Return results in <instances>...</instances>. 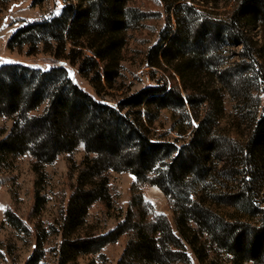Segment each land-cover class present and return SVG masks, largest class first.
<instances>
[{
  "label": "trees",
  "instance_id": "trees-1",
  "mask_svg": "<svg viewBox=\"0 0 264 264\" xmlns=\"http://www.w3.org/2000/svg\"><path fill=\"white\" fill-rule=\"evenodd\" d=\"M64 1L57 15L17 28L7 43L69 44L78 70L91 72L95 94L63 63L0 64V116L12 118L0 137V170L29 155L39 172L82 149L60 219L35 222L24 264H49L41 257L51 234L60 235L55 264H78L121 236L115 264H264V37L255 30H264V0H235L225 17L215 10L220 0H160L165 22L144 61L172 71L173 81L163 77L114 104L98 96L102 77L111 86L120 75L127 30L148 15L130 0ZM226 101L241 115L235 126L221 124ZM162 109L171 125L155 137L150 125ZM171 131L176 135L167 136ZM110 171L134 179L115 225L102 231L88 211L95 203L107 214L116 209ZM144 184L163 192L171 217L143 197ZM45 201L36 189L32 216ZM4 219L30 233L12 210Z\"/></svg>",
  "mask_w": 264,
  "mask_h": 264
},
{
  "label": "rangeland",
  "instance_id": "rangeland-1",
  "mask_svg": "<svg viewBox=\"0 0 264 264\" xmlns=\"http://www.w3.org/2000/svg\"><path fill=\"white\" fill-rule=\"evenodd\" d=\"M74 2L76 0H73ZM64 0H0V64L23 61L47 68L49 64L63 63L71 78L95 94L90 76L91 72L83 75L78 70L76 53L57 47L53 42L49 45L25 43L21 46L9 47L8 39L13 32L28 22L42 17L57 15ZM129 4L145 11L148 17L139 22L138 26L127 30L126 44L122 50L120 75L108 86L102 77L103 87L99 88L98 96L107 102L116 103L120 97L128 95L145 85H154L158 79L166 77L171 83L172 71L150 67L144 61L147 47L155 42L159 29L164 25L165 12L160 0H130ZM235 4V0L218 1L216 12L225 17ZM257 36L264 37V30L257 27ZM256 32V31H255ZM240 49V46H237ZM91 54L90 51H86ZM170 73V75H169ZM262 100L264 94L261 93ZM225 114L221 124L235 126L241 121V115L235 111L232 102L226 101ZM170 113L162 109L157 118L150 125L152 136H158L169 130L171 125ZM12 118L0 116V137L10 128ZM241 124L240 127H244ZM176 135L171 131L167 136ZM82 156L79 148L73 153L58 155L52 162L45 164L41 171L33 170L32 159L29 155H21L12 164L0 170V249L3 251L2 264H24L30 255L34 238V224L38 220L44 225L57 223L61 211L75 182L76 166ZM134 176L129 172L110 171V189L114 197L116 209L107 214L103 207L95 203L88 211V219L98 230H106L115 225L117 214L123 210L128 198L129 188ZM36 189L45 196L46 201L41 212L35 216L31 214V207ZM143 197L150 201L154 208L171 217L167 199L163 192L155 185L141 186ZM6 209L12 210L29 227L30 233L18 230L4 219ZM60 239L59 234H51L43 243L41 261L55 264L54 249ZM125 237L121 236L114 242L106 244L99 255L84 256L78 259V264H87L93 258L95 264H115L120 255ZM220 264H228L221 262ZM251 264V263H246Z\"/></svg>",
  "mask_w": 264,
  "mask_h": 264
}]
</instances>
